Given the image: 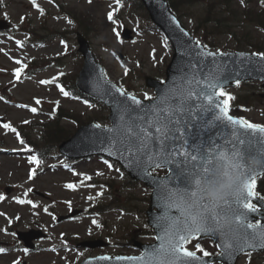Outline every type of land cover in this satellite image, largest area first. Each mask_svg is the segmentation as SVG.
Masks as SVG:
<instances>
[{
    "label": "rangeland",
    "instance_id": "obj_1",
    "mask_svg": "<svg viewBox=\"0 0 264 264\" xmlns=\"http://www.w3.org/2000/svg\"><path fill=\"white\" fill-rule=\"evenodd\" d=\"M56 1L69 3L77 10L87 13L98 23L100 35L91 32L87 37L110 79L118 81L122 73L121 61H124L132 65L135 70L136 78L133 81V87H131L135 91L134 94L140 97H144L145 94L153 97V90L144 85L143 76L154 74L156 66L165 68L172 52L168 50L163 34L152 22L145 19L141 10L129 13L132 8L131 0H125L124 11L122 10L119 16L114 18L117 21L115 25L107 19V13L115 5L114 1ZM3 3L5 6L0 17L8 19L11 28L8 31L0 32V49H3L0 51V95L4 97L0 100V195L4 197L0 200V245L8 247L17 245V247L9 253H0V264H13L14 261L18 264H22L23 261H26V264H78L83 258L100 253L137 254L138 250L128 246L127 243L132 234L140 232L146 225L145 209L148 202L145 201V197L149 196L150 189L138 182L135 186H124L125 180L117 165H112L110 169L108 167L110 161L100 157L72 160L68 163L69 160L59 155L56 149L54 154L44 159L38 158L42 164L37 168L33 178L28 179L30 170L36 167L29 163L28 157L34 154L28 152L25 146L17 140L16 135L10 130L4 129L2 124L7 121L17 123L25 120L41 122L49 118V111L56 101L68 109L80 112L91 113L94 106L91 104L92 107H89L83 101L69 96L65 97L56 86L39 83L40 80H49L58 75L62 69L57 66L47 67L29 78L12 84L15 79L12 70L20 66L15 63L16 60L25 64L31 58L37 61L47 60L77 49L75 34H73L75 23L60 13L59 8L50 0H36L39 8L43 9L42 14L32 6L31 0H3ZM231 6L238 11L235 18L240 19L235 24L237 31H246L252 37L264 39V31L256 30L257 27L251 26L243 15L245 7L261 10L264 8V2L262 0H244L242 4L241 0H232ZM220 9V7L215 8V13H220ZM207 10L210 9L205 7L204 2L197 3L186 9L181 20L186 27L192 30V27L199 23V19L206 16ZM210 17H213V14H210ZM214 24L215 21L208 23V25ZM42 26L46 29L64 31L70 45L61 43L62 40L57 38L47 41L41 46L31 44L23 46L28 36L19 29L34 27L39 30V33L46 34V30H43ZM113 27H116L119 33L123 27H128L133 30L134 36L131 40H124L120 35L118 39L112 31ZM195 36L202 39L200 31ZM104 39L112 47L111 50L101 44ZM17 41H21L22 44L18 46ZM214 41L216 46L212 49L215 51L233 50L235 47V41L227 33L218 35ZM60 63L64 67L62 72H66L73 68L77 69L82 60L78 54H73ZM232 92L238 95H251L252 93V97H255L254 94L259 95L263 89L257 83H251L229 90V93ZM36 99H39L41 103L37 105ZM255 100L251 102L252 107L239 111L231 109L230 111L249 122L264 124V99ZM21 105L26 107H21ZM32 107H36L42 112L37 110L36 113H32L30 110ZM64 124L70 128L74 125L66 120H64ZM99 124L105 126L109 122H99ZM34 128L27 132L33 139L37 136ZM73 172L77 175H73ZM98 173H102V175ZM79 174L90 176L96 179L99 184L89 186L90 184H85V181L81 184L82 177ZM108 180L114 182L110 190L108 186L102 184ZM67 183L79 186L69 189L65 187ZM6 187H10L9 193H6ZM29 189L31 191H28ZM109 191L121 194L122 198L127 199V210L115 209L103 214L86 213L88 209L108 202L109 196L106 193ZM18 200H31L32 204L36 206L18 203ZM76 208L81 209L82 212L69 218L59 219ZM93 219L98 222L100 227L92 224ZM31 228L39 229L45 235L35 241L38 248L25 252L24 247H20L22 244L17 239L16 232L12 230H29ZM109 235L112 236L110 240H108ZM91 237H102L110 243L115 241L118 244H110L103 249L86 250L70 246L67 242V238L81 240ZM137 238L142 241L152 240L151 237ZM53 249L55 250L53 251ZM238 264H264V252L243 255L238 259Z\"/></svg>",
    "mask_w": 264,
    "mask_h": 264
},
{
    "label": "snow or ice",
    "instance_id": "obj_2",
    "mask_svg": "<svg viewBox=\"0 0 264 264\" xmlns=\"http://www.w3.org/2000/svg\"><path fill=\"white\" fill-rule=\"evenodd\" d=\"M31 3L43 13L36 0H31ZM115 3L117 8L107 13V19L113 25L117 24L114 12L118 10L121 0H115ZM241 3L243 4L244 0H241ZM112 31L119 39L117 28L113 27ZM184 34L187 35L186 32ZM16 43L18 46L22 44L21 41ZM195 44L200 46L201 41L196 40ZM213 55L212 52H207V56ZM253 55L264 57V53ZM15 63L20 65L14 70V76L19 80L27 65L22 64L20 60ZM55 81L56 78L53 77L51 80H40L39 83L48 85ZM235 83L239 85L240 81L236 80ZM193 84L196 87H193ZM201 84L203 86H200ZM187 85L169 90L162 98H158L156 104L147 107L123 87L112 85L105 89V94H110L114 88L115 92L124 98L119 101L120 122L116 127L107 129L111 134L107 138L111 141L109 152L126 156L145 175H151L149 169H169L164 178L166 182L158 185L165 209L163 216L157 219L160 231L157 236L159 246L141 257L117 259L140 260L144 261V264H199L201 257L197 253H202L204 257L209 256V253L199 242L195 243L194 251L189 250L186 245L197 240L202 234L219 239L217 246L222 251L218 255L221 256H231L243 251L245 247L264 248V226L259 220H249V213L259 210L254 199L264 201V196L258 191L260 172L257 167L253 168L248 163L250 159L258 158L259 167L264 170V125L230 114V101L234 97L220 86L218 73L210 72L204 75L203 81L193 76L187 80ZM56 87L65 97L70 95L59 83H56ZM220 97L223 99H218ZM2 99L4 97L0 96V100ZM144 99L150 100L151 97L145 94ZM35 103L38 105L41 101L36 99ZM84 103L88 104V101ZM88 106L92 107L91 104ZM30 110L32 113L37 112L36 107ZM24 123L29 121L25 120ZM2 127L13 132L20 144L27 147L20 133L11 124L4 123ZM94 127L100 128L101 125L95 124ZM257 144L259 147H254ZM28 160L36 166L29 172L28 179L31 180L42 161L36 155H30ZM221 162L230 164L242 177V183L239 185L237 196L214 203L204 198L203 184L209 181ZM105 163L108 164L107 161ZM108 167L111 169L112 164H108ZM73 175L77 173L73 172ZM79 175L82 177L81 184L91 180L90 176ZM78 186L73 183L65 185L69 189ZM2 199L4 197L0 195V200ZM18 203L32 204V201L18 200ZM173 209L178 215L170 214ZM229 215L235 227L226 230L224 221ZM92 224L100 227L95 219ZM4 251V248H0V253ZM24 251L27 252L28 249L25 248ZM13 264L18 262L14 261Z\"/></svg>",
    "mask_w": 264,
    "mask_h": 264
},
{
    "label": "water",
    "instance_id": "obj_3",
    "mask_svg": "<svg viewBox=\"0 0 264 264\" xmlns=\"http://www.w3.org/2000/svg\"><path fill=\"white\" fill-rule=\"evenodd\" d=\"M142 1L148 8L153 21L161 27L171 40L174 47V55L166 71L167 80L164 83H160L157 80L146 78L147 85L154 87L157 93V98L154 100L140 99L146 107L156 104L158 102V98H162L164 94L169 92V90H175L178 87H187V80L192 79L193 76L203 81L204 75H208L210 72L218 73L219 84L221 87L231 86L236 80L259 79L264 81V57L244 52L227 54H216L212 52L214 55L209 57L207 56V52L210 51L206 50L202 44L200 46L195 44V40L192 38L190 33L179 23L176 17L169 12L164 0ZM173 21H175V23ZM5 26L6 25L4 23V27ZM185 32L187 35L184 34ZM79 42L81 45L79 50L82 51L84 55L85 64L81 72L78 74L76 84L81 90L86 92L88 91L94 96L105 101V103L111 108V114L109 116L111 126L105 128H95L94 124L83 126L73 135L72 138L59 145L60 151L75 158L89 156L92 154H103L109 156L118 160L132 178L142 179L147 185L153 186L152 204H154L153 200L155 199L162 205L158 215L153 217V220L157 225V219L162 217L165 211L158 185L166 182L164 178L168 174L161 177L145 175V173L132 164L126 156H121L119 154L113 155L109 152L108 148L111 141L107 138L111 134L107 132V129L116 127V125L120 122L119 101L124 98L116 93L114 88L110 94H105V89L113 84L103 78L101 68L95 62L93 55L88 50L86 41L82 37H79ZM192 86L196 87L194 84ZM200 86H203V84ZM218 99L222 100L221 97ZM254 147L258 148L259 145H254ZM253 155H255V153H253ZM257 171L260 172V174L264 173V170H262L259 166L257 167ZM254 202H256L263 210L255 213H249V220L252 221L259 218L261 220V225L264 226V201L254 199ZM171 215H178V213L174 209V212L171 213ZM156 233L157 235L160 234L159 228L156 229ZM19 235L24 238L27 236L26 234L21 233ZM201 236H203V234ZM213 239L217 245L220 243L217 237L213 236ZM29 240L30 238H28L26 244L32 246L28 242ZM92 244L95 246L94 243ZM158 246L159 242L157 244L155 243L150 245V248H147L144 254L151 253L153 248ZM218 248L222 251L220 247ZM250 249L261 250L264 248L245 247L243 251L236 252L231 256L219 255L216 257H201L199 264H210V262L215 260H219L227 264H236V258L239 254ZM102 257H107L108 259H102ZM117 258L118 257L111 258L110 256L105 255L97 258L86 259L81 264H144V261L140 260Z\"/></svg>",
    "mask_w": 264,
    "mask_h": 264
},
{
    "label": "trees",
    "instance_id": "obj_4",
    "mask_svg": "<svg viewBox=\"0 0 264 264\" xmlns=\"http://www.w3.org/2000/svg\"><path fill=\"white\" fill-rule=\"evenodd\" d=\"M194 2H195V0H173L170 4H171L172 8L176 11L177 9L180 10L181 6L191 5ZM211 2L212 1L210 0L209 3H211ZM226 2H228V1H226ZM226 2H224L222 4H225ZM231 11L233 12V8L230 7V5H229V9L227 10L228 14H230ZM252 11H254L253 8L247 9L246 12L249 14H245V18H248L247 20H249L252 25L257 26V28L264 29V10H259V11L256 10L254 13ZM71 14H72L74 20L77 22L78 26H80V28H82V29L87 28L89 30H92L95 28L94 25L92 26L89 21H87L86 19L83 18L84 23H85L84 24L83 21L80 19L82 17L81 15H77L74 11ZM250 15H253V16L250 18ZM213 18H214L215 24L212 25L211 27L204 26V29H203V36H205L204 42L206 44H208L209 46H213L214 42L210 41V39L214 38L219 33L229 32L233 36H236L237 33L233 29L234 24H233V22L231 23V19H230L229 15H225V16L220 15V16H215ZM208 19L209 18L205 19V22H207ZM91 26H92V28H91ZM208 29H212V31L208 30ZM248 45L251 46L253 49L260 50V48H258V45L253 44L252 38H245L242 41L240 39H238L236 42L237 48H244L245 46H248ZM57 79L61 83H64L66 80L65 78H63V76H59ZM73 80H74L73 76H71V77L68 76V80H67V83L65 85H66V88L72 94L78 95V93L75 89ZM79 96H81V95H79ZM96 113L97 112L93 113V115ZM77 115H78V117H76ZM62 118H70L72 120H77L79 123H81L80 121H81L82 116L78 113L75 114V113L68 112L65 109L58 108V113L56 116H54L53 119H51L47 122H43L41 124V126H42L41 134L39 135V137L35 141L31 140L30 138L29 139L27 138V142H29L35 148V150L38 154H41L43 152H49L53 148H56L60 142H62L63 140H65L69 137L70 132L68 131V129L64 125L61 124ZM87 118L91 119V115H88ZM94 119L95 120H105L106 118L104 117V115L100 114L97 119L96 118H94ZM20 130L23 133V130L22 129H20ZM25 135L26 134L23 133V136H25ZM127 182L129 183L128 180H127ZM260 190L262 191L261 193L264 195V187L260 186ZM115 197L112 198L113 204H115V203L120 204L117 202L118 199Z\"/></svg>",
    "mask_w": 264,
    "mask_h": 264
},
{
    "label": "clouds",
    "instance_id": "obj_5",
    "mask_svg": "<svg viewBox=\"0 0 264 264\" xmlns=\"http://www.w3.org/2000/svg\"><path fill=\"white\" fill-rule=\"evenodd\" d=\"M249 165L253 168L258 167L260 160L250 159ZM242 183V177L237 171H234L230 164L221 162L209 181L203 184V196L205 199L220 203L226 198L235 197L239 194V185ZM225 229L235 227L230 215L224 221Z\"/></svg>",
    "mask_w": 264,
    "mask_h": 264
}]
</instances>
